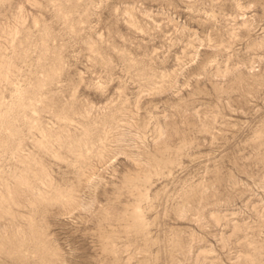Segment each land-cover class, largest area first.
I'll use <instances>...</instances> for the list:
<instances>
[{"label":"rangeland","instance_id":"1","mask_svg":"<svg viewBox=\"0 0 264 264\" xmlns=\"http://www.w3.org/2000/svg\"><path fill=\"white\" fill-rule=\"evenodd\" d=\"M0 264H264V0H0Z\"/></svg>","mask_w":264,"mask_h":264}]
</instances>
